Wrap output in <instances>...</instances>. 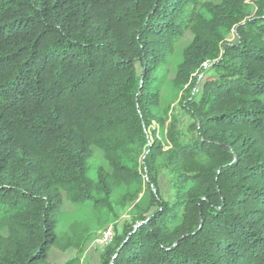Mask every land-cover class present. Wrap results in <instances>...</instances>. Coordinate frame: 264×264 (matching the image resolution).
<instances>
[{"label":"trees","instance_id":"trees-1","mask_svg":"<svg viewBox=\"0 0 264 264\" xmlns=\"http://www.w3.org/2000/svg\"><path fill=\"white\" fill-rule=\"evenodd\" d=\"M111 224L99 264H264V0H0V264Z\"/></svg>","mask_w":264,"mask_h":264},{"label":"rangeland","instance_id":"rangeland-1","mask_svg":"<svg viewBox=\"0 0 264 264\" xmlns=\"http://www.w3.org/2000/svg\"><path fill=\"white\" fill-rule=\"evenodd\" d=\"M180 120H181V124L184 127L186 122H187V120H188L187 115L185 113H181ZM95 156L98 159H100L101 162L105 163L103 158H102V154H101V152L99 150L95 151ZM160 185H161V189H162L165 197L171 198L172 192H171L169 183H168V181H167V179H166V177L164 175L161 176ZM64 210H73V206L67 200H65V202H64ZM122 217L126 218L127 215L123 214ZM109 226H111L113 228V230H114V225L113 224H111ZM65 229H66V224H65V221L62 220L61 225L59 226V232L62 233V232L65 231ZM73 255H74V251L73 250H70V251H68L66 253H63V252H60L57 249H52L50 251V255L49 256H50L51 259L52 258L63 259V258H69V256H73ZM86 260H87V264H99V249L94 243H93V245H91L88 248V250L86 252ZM55 262H59L60 263V261H55Z\"/></svg>","mask_w":264,"mask_h":264},{"label":"built area","instance_id":"built-area-1","mask_svg":"<svg viewBox=\"0 0 264 264\" xmlns=\"http://www.w3.org/2000/svg\"><path fill=\"white\" fill-rule=\"evenodd\" d=\"M114 237V230L111 226L104 229L100 235L96 238L94 244L102 249L105 246L109 245Z\"/></svg>","mask_w":264,"mask_h":264}]
</instances>
